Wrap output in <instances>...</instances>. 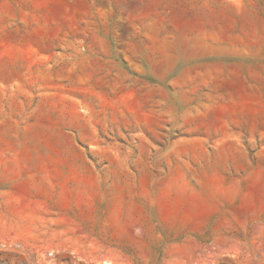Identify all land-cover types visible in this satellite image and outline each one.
Wrapping results in <instances>:
<instances>
[{"label": "rangeland", "instance_id": "374dc122", "mask_svg": "<svg viewBox=\"0 0 264 264\" xmlns=\"http://www.w3.org/2000/svg\"><path fill=\"white\" fill-rule=\"evenodd\" d=\"M0 176L86 223L0 210V264H264V0H0Z\"/></svg>", "mask_w": 264, "mask_h": 264}, {"label": "crops", "instance_id": "0c3cea01", "mask_svg": "<svg viewBox=\"0 0 264 264\" xmlns=\"http://www.w3.org/2000/svg\"><path fill=\"white\" fill-rule=\"evenodd\" d=\"M20 179L11 176H0V210L17 209L19 211L28 210L33 216V225H39L41 221L46 220L49 226L56 224L65 225V218H70L75 225H85L86 223L80 220V191L74 187L67 188L68 183L60 181L59 183L52 184L51 188L46 194H41L29 189L23 191L16 186L19 184ZM205 206L201 204H194L189 207V215L194 218V224L198 219L212 218L215 213L221 211L222 205L225 204L227 199L223 193L206 196L204 198ZM85 207H88V202L91 199H84ZM244 202V199H241ZM259 202V201H258ZM45 204V205H44ZM94 217L97 208L93 205ZM100 210V209H98ZM44 211L46 212L44 214ZM103 221L100 222L101 215L98 214V224H111L114 226L115 242H121V230L124 229L125 234L128 229L129 232L132 227V209L130 202L127 201L126 195L119 196L115 194L112 197V205L106 211L103 210ZM23 217H18L16 220L17 225H22ZM31 224V222H28ZM95 223V222H94ZM93 223V225H94Z\"/></svg>", "mask_w": 264, "mask_h": 264}, {"label": "built area", "instance_id": "2783aa9c", "mask_svg": "<svg viewBox=\"0 0 264 264\" xmlns=\"http://www.w3.org/2000/svg\"><path fill=\"white\" fill-rule=\"evenodd\" d=\"M62 253H63V251H61L59 249L51 250L49 253V257L47 258L46 264H62L58 260L59 255H61ZM72 253L75 255V258H77V260L81 259V257H79L76 252L73 251ZM96 264H101V263H96ZM102 264H109V263L107 261H104Z\"/></svg>", "mask_w": 264, "mask_h": 264}]
</instances>
